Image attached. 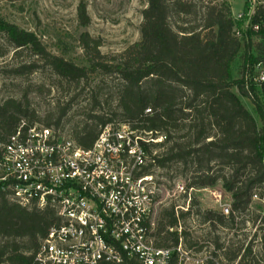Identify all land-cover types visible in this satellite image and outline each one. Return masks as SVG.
Masks as SVG:
<instances>
[{
    "label": "trees",
    "instance_id": "trees-1",
    "mask_svg": "<svg viewBox=\"0 0 264 264\" xmlns=\"http://www.w3.org/2000/svg\"><path fill=\"white\" fill-rule=\"evenodd\" d=\"M144 1L140 40L121 52L102 53L101 38L83 31L78 38L83 64L50 53L34 32L0 16V58L9 47L16 49L15 54L29 49L37 59L21 63L11 72L30 73L41 62L59 77L76 83L94 75L98 80L89 89L90 108L86 117L95 125H85L82 130H71L68 134L84 149L90 148L101 128L111 122L150 132L153 139L161 135V141L137 139L141 150L157 167L181 164L191 174L189 189L220 182L231 197L230 216L206 210L202 220L228 226L234 220V212L245 211L253 196L264 198V103L252 104L258 124L239 98L247 97L246 85L255 90L246 79L247 71L264 59V49L256 54L251 51L253 37L264 40V1L256 7L249 26H245L249 1L236 19L232 18L226 0ZM187 16H192L195 23L178 24ZM77 18L81 26L89 24L83 2L77 6ZM255 24L259 25L257 31L252 28ZM245 38L248 43L242 44ZM240 51V76L234 78L232 65ZM110 100L119 111L116 121L111 117ZM67 107H60L55 118L47 115L44 126L63 131L59 127ZM103 108L102 114L94 113ZM35 117L25 95L0 103V157L2 145L20 123L32 126ZM194 206L190 200L185 212H192ZM184 214L177 213L174 207L164 210L166 223L162 234L171 241L164 246L155 243L157 246L175 247L179 238L183 240L181 230L176 227ZM54 218L49 209L20 207L0 188V264H30ZM169 227L174 229L169 231ZM251 253L250 246L245 248L236 264H264V241L259 253ZM169 264H179L175 251Z\"/></svg>",
    "mask_w": 264,
    "mask_h": 264
},
{
    "label": "rangeland",
    "instance_id": "rangeland-1",
    "mask_svg": "<svg viewBox=\"0 0 264 264\" xmlns=\"http://www.w3.org/2000/svg\"><path fill=\"white\" fill-rule=\"evenodd\" d=\"M246 1L250 0H226L232 18L236 19L242 12ZM263 1H250L249 11L253 8L254 13ZM80 2L85 4L90 19L87 26L78 23L77 6ZM145 7L144 0H0V16L19 28L34 32L50 53L83 64V52L78 42L81 32L87 31L92 37L101 38L102 53L121 52L140 40L142 10ZM179 22L178 24L182 25L195 23L192 16H187ZM263 41L258 36L253 37L251 51L254 54L264 49ZM15 50L9 47L6 55L0 58V103L8 98L21 99L25 95L29 107L35 111L33 122L43 125L47 115L52 114L55 118L59 108L68 105L59 127L68 133L71 130L80 131L85 125H95L86 115L90 108L89 89L98 78L91 75L87 81H68L41 62H37L35 70L30 73L14 74L11 71L19 64L37 59L29 49L18 50L17 54L14 53ZM241 64L240 51L232 65L234 78L240 76ZM110 84L113 85L114 82L111 81ZM232 91L239 96L236 88ZM239 98L260 124L253 105L246 97ZM110 106L113 110L111 117L116 121L119 111L115 110L113 100H110ZM104 108L102 111L96 109L94 113L102 114L105 112ZM106 126L120 133L123 137V147L129 148L131 145L142 157V163L133 168L135 175L145 170L147 172L142 175L151 177V180L145 183L144 189L153 195L151 201L145 205L148 209V220L153 223L150 236L154 237L155 243L163 246L170 244V238L162 234L166 223L164 210L174 207L177 213H185L180 218L179 233L181 237L183 235L181 248L187 252L183 264H236L245 248L249 246L252 248L251 254L259 253L264 241V198L253 196L245 211L234 212V220L228 222V226L203 221V211L221 212L220 205L214 198L217 194L221 195V204L229 205V213L225 216H230L231 197L221 187L220 182L211 187L194 186L190 193L195 206L192 212L186 213L183 209L186 207L191 174L185 171L181 164H170L164 168L153 165L150 156L141 150L137 140L155 142L161 141L162 136L158 135L153 139L150 132L132 129L128 124L118 125L111 122ZM96 129L99 130L100 126ZM126 158L130 164L129 169H132L133 160Z\"/></svg>",
    "mask_w": 264,
    "mask_h": 264
},
{
    "label": "built area",
    "instance_id": "built-area-1",
    "mask_svg": "<svg viewBox=\"0 0 264 264\" xmlns=\"http://www.w3.org/2000/svg\"><path fill=\"white\" fill-rule=\"evenodd\" d=\"M252 14L253 8L245 26ZM252 28L257 31L259 25ZM246 79L255 87L246 85V99L264 103V59L247 71ZM122 140L118 131L103 126L93 145L84 149L68 132L38 123L26 127L22 121L2 145L0 188L20 207L55 214L30 264H169L173 251L183 264L187 252L182 238L175 247H160L150 236L153 223L145 203L153 195L144 185L151 177L135 175L133 168L142 157L131 145L123 147ZM126 157L133 160L132 169ZM214 198L228 214L221 195ZM176 229L181 230V223Z\"/></svg>",
    "mask_w": 264,
    "mask_h": 264
},
{
    "label": "crops",
    "instance_id": "crops-1",
    "mask_svg": "<svg viewBox=\"0 0 264 264\" xmlns=\"http://www.w3.org/2000/svg\"><path fill=\"white\" fill-rule=\"evenodd\" d=\"M156 245V244H155ZM157 246V245H156Z\"/></svg>",
    "mask_w": 264,
    "mask_h": 264
}]
</instances>
